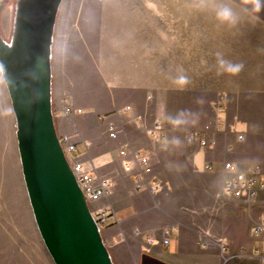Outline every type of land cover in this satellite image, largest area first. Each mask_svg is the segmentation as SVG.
<instances>
[{
	"label": "crops",
	"instance_id": "obj_1",
	"mask_svg": "<svg viewBox=\"0 0 264 264\" xmlns=\"http://www.w3.org/2000/svg\"><path fill=\"white\" fill-rule=\"evenodd\" d=\"M225 5L234 23L217 19ZM221 58L242 70L222 73ZM52 72L58 133L112 180L104 202L115 215L102 234L116 264H261L264 234L254 227L264 219V191L244 200L223 189L235 171L264 178V4L254 12L243 0H63ZM180 75L184 87L173 83ZM64 98L81 112L63 113ZM156 121L160 140L150 133ZM206 126L215 146L189 141ZM123 148L148 151L160 194L138 188ZM163 227L175 228L168 245L134 233Z\"/></svg>",
	"mask_w": 264,
	"mask_h": 264
},
{
	"label": "water",
	"instance_id": "obj_2",
	"mask_svg": "<svg viewBox=\"0 0 264 264\" xmlns=\"http://www.w3.org/2000/svg\"><path fill=\"white\" fill-rule=\"evenodd\" d=\"M62 1L16 0L10 40L0 31V71L34 219L54 263L116 264L56 127L52 56Z\"/></svg>",
	"mask_w": 264,
	"mask_h": 264
},
{
	"label": "built area",
	"instance_id": "obj_3",
	"mask_svg": "<svg viewBox=\"0 0 264 264\" xmlns=\"http://www.w3.org/2000/svg\"><path fill=\"white\" fill-rule=\"evenodd\" d=\"M95 1L102 2L104 0ZM61 107L65 114L81 112V109L74 108L73 103L68 98L62 100ZM222 111L223 108L218 106L217 119L222 118ZM207 131H209V126H206L204 129L192 130L188 133V139L189 141H198L202 147L215 146L216 141L206 137ZM117 133L118 127L114 123H110L109 136L115 138ZM150 133L156 140H160L165 136L163 127L159 121H156L154 125L150 127ZM238 138L243 139V135L240 134ZM61 142L74 171L76 180L89 203L90 210L101 230H103L109 225V219L115 215L114 209L104 202V197L111 191L113 185L112 180L108 177L101 176L94 165L87 166L83 160L77 158L74 154L77 149L76 143L72 140L71 136L62 135ZM120 156L122 157L124 170L135 177L138 188L147 189L154 196L162 192L163 185L155 176L151 158L147 150L123 148L120 150ZM224 166L227 169L235 170V165L230 161H226ZM223 191L226 195L232 197L244 200L253 199L261 191H264V178L260 177L257 173L247 176L235 171V174L226 180ZM174 231V227L156 228L149 231L136 228L134 233L136 235H144L148 243H162L168 245ZM254 232L257 234H264L263 218L255 225ZM204 242L208 243V241ZM224 243L227 244V242ZM261 264H264V259H262Z\"/></svg>",
	"mask_w": 264,
	"mask_h": 264
},
{
	"label": "rangeland",
	"instance_id": "obj_4",
	"mask_svg": "<svg viewBox=\"0 0 264 264\" xmlns=\"http://www.w3.org/2000/svg\"><path fill=\"white\" fill-rule=\"evenodd\" d=\"M15 3L16 0H0L4 5L0 31L7 40L12 34ZM54 105L53 100V109ZM42 245L45 247L22 173L15 116L0 71V264H47L40 251Z\"/></svg>",
	"mask_w": 264,
	"mask_h": 264
},
{
	"label": "clouds",
	"instance_id": "obj_5",
	"mask_svg": "<svg viewBox=\"0 0 264 264\" xmlns=\"http://www.w3.org/2000/svg\"><path fill=\"white\" fill-rule=\"evenodd\" d=\"M245 4H251L252 5V10L254 12H259L261 10L262 4H264V0H243ZM216 17L222 22H232L234 23L236 20V17L232 11V9L228 6H221L216 10ZM220 53H217V56L220 57ZM219 66L220 69L222 70V73H227L230 75H236L238 74L241 70L243 65L241 64H232L228 61L223 60L222 58L219 59ZM221 74V73H218ZM173 83L179 87H184L189 83V80L186 76L180 75L176 79L173 80ZM181 115H183L181 113ZM168 121L174 125V126H179L183 123H185L184 120L181 118H172L168 117ZM176 143H179V141H176Z\"/></svg>",
	"mask_w": 264,
	"mask_h": 264
}]
</instances>
